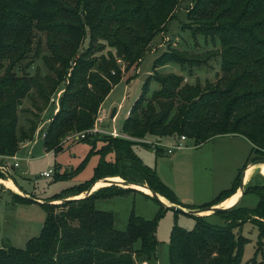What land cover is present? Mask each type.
<instances>
[{"label":"trees","instance_id":"obj_1","mask_svg":"<svg viewBox=\"0 0 264 264\" xmlns=\"http://www.w3.org/2000/svg\"><path fill=\"white\" fill-rule=\"evenodd\" d=\"M61 1L0 0V155H14L20 143L31 140L36 130V124L32 123L30 133L24 130L17 133L18 110L23 100L29 98L32 108L41 112L50 93L62 83L58 108L43 136L45 151L60 152L65 136L89 130L103 100L122 80L120 63H124L125 71L137 66L152 37L164 30L173 18L177 2L77 0L80 7L71 9ZM193 16L199 23L193 28L187 27L192 36L203 35L220 45L222 74L214 85L207 83L202 87L199 83L184 82L182 75L156 72L157 67L167 62L184 67L188 63L204 62L214 53L192 55L175 49L165 51L155 61L152 73L124 121L121 133L127 137L105 134L104 144L96 149L97 141L85 139L97 133H86L83 140L91 142L93 147L76 170L84 166L90 153L98 154L92 176L45 202H37L46 212L39 236L30 238L24 248L2 245L0 264H157L156 226L160 211L152 219L132 211L126 229L120 231L114 228L110 212L94 206L98 197L141 191L111 184L80 198L51 203L79 195L105 177H120L144 184L178 204L173 191L155 170L134 154L132 146L136 142L129 137L150 134L160 138L179 134L200 145L214 136L231 134L241 135L250 142L249 155L231 186L199 206H184L189 209L215 206L230 197L239 188L243 170L253 161L264 159V0H194L187 19ZM87 28L89 45L77 55ZM34 30L45 34L48 55L43 56V61L48 73L17 75L15 67L33 49ZM98 40H105L107 44H98ZM106 45L114 48L116 54L97 53ZM40 46L38 39L37 53ZM152 81L158 88L150 92ZM109 154H113L110 159ZM68 175L58 174L56 179ZM247 191L258 196L255 208L236 204L230 210L212 213L221 215L224 226L208 222L211 214L190 215L195 221L191 230L174 225L168 244L169 264H241L245 239L235 236L232 228L241 227L249 215L257 218L251 221L258 230L257 248L262 251L264 184L245 186L243 195ZM145 196L154 199L148 194ZM13 198L20 203L35 202L15 193ZM246 264H264V259L258 260L255 255Z\"/></svg>","mask_w":264,"mask_h":264},{"label":"rangeland","instance_id":"obj_2","mask_svg":"<svg viewBox=\"0 0 264 264\" xmlns=\"http://www.w3.org/2000/svg\"><path fill=\"white\" fill-rule=\"evenodd\" d=\"M61 4L71 9L80 7L77 6V0H62ZM193 5L194 0H177L173 18L167 22L164 30L157 32L152 37L148 48L141 54L137 66L133 65L125 71L124 63H120L123 80L116 84L103 100L101 108L107 117L99 127L105 126L106 130L114 128L119 132L122 131L124 121L133 103L140 95L147 77L152 73L155 61L167 50L175 49L192 55H196L194 53L202 55L206 51L214 54L206 58L204 62L188 63L184 67L176 62L164 63L156 68V72L160 75L167 73L182 75L184 82L199 83L202 87L207 83L214 85L221 76L219 43L205 38L203 35L193 37L191 29L187 28H193L199 23L195 16L192 19H187V13ZM38 39L41 41V46L37 53L35 44ZM33 41L34 46L31 52L14 69L17 75L39 73L40 76H44L48 73L43 61V56L48 55L45 47V34L34 30ZM96 43L107 44L105 40H98ZM88 45L89 29L87 28L86 36L76 54H80ZM108 52L116 54L114 48L107 45L104 50L97 53L107 54ZM198 57L202 58L203 56ZM70 69H68L66 77L69 76ZM131 76L132 78L127 80ZM63 86L64 83L50 93L48 100L42 105L46 106L41 112L32 108L29 98L24 99L19 107L17 133L19 134L23 130L30 133V124L32 123L39 127H36L30 144L19 145L16 156L19 160L21 159L20 166L12 167L13 161H9L10 172L19 186V188L16 187L18 191L7 185L8 175L0 172V247L11 245L24 248L30 238L39 236L45 220L46 212L41 204L15 202L14 193L21 196L27 195L34 199L40 197L39 199L45 202L50 196L68 191L89 179L97 164V156L90 153L84 166L76 170L93 147L92 143L88 141L92 139L102 145L104 144L102 139L106 137L105 133L91 135L85 139L88 141L77 138L78 133H71L61 140L62 151L46 153L43 148V133L53 118L56 108L54 104L50 103V98L57 97L58 93L60 96ZM155 88H158V85L152 81L150 92ZM150 92L147 94V98H149ZM113 108H116V114L111 119L109 116ZM178 136L180 135L163 136L159 138V142H156V136L150 134L142 138L129 137V139L136 142L132 146L134 154L141 158L144 164L155 170L160 180L173 191L177 205H183L182 207L199 206L210 200L212 197H209L208 189L216 183L227 182L226 184H229L230 177L237 175L251 149V145L244 137L223 135L218 138H210L200 145H196L193 139L187 138L186 147L169 153L167 150L175 144ZM153 142H156L157 145H154ZM48 169L53 170L50 177L45 178L40 175V172ZM64 173L69 175L59 176L56 179L58 174L63 175ZM250 184H264V176L260 173L259 168L249 172L245 186ZM139 191L144 190L140 189ZM167 200L169 201V199ZM60 202L61 200L51 201L55 204ZM257 204L258 196L252 191H247L239 206L252 209ZM94 206L98 210L110 212L113 215L114 228L120 231L126 229L132 211L135 215L145 219H152L160 211L162 214L158 218L156 226L157 264H169L168 244L172 227L177 225L191 230L195 224L192 216L162 207L155 199L138 191H129L110 197H98L94 200ZM247 217L249 220L241 227L232 228L235 236L240 235L245 239L242 245L241 264H246L255 255L258 260L262 257L264 259V245L262 251L258 250V230L251 221L255 217L252 215ZM255 219L257 220V218ZM261 220L264 225V219ZM207 221L218 226L225 225L220 214L209 215Z\"/></svg>","mask_w":264,"mask_h":264},{"label":"water","instance_id":"obj_3","mask_svg":"<svg viewBox=\"0 0 264 264\" xmlns=\"http://www.w3.org/2000/svg\"><path fill=\"white\" fill-rule=\"evenodd\" d=\"M115 114H116V108H113L112 111H111V113H110V118L113 119L114 116H115ZM260 164H264V159L255 160L252 163H250L249 165L251 166V165H260ZM245 170H243V172L241 174V178H240V185H239L240 195H239L238 199L232 205H230L228 207L227 206H211V207H207V208L188 209V208H184L182 206H179L177 204H173V203L169 202L168 200H167L168 201L167 202L164 198H162V196L160 194L152 191L150 188H148L144 184L141 185V184L135 183V182H128V181L123 180L122 178H121V181H116V180L110 179V177H105L103 179H100L99 181H101V180L108 181V182H110V185L111 184H116V185H120V186H124V187H132V185L144 186V187H147L150 190L149 195L151 197H154V199H156L157 201H159L162 205H164L168 209H171V210H174V211H177V212H181V213H184L186 215H209V214H212V213H215V212L230 210L236 204H238V202L240 201V199H241V197L243 195V191L245 189V179H244V177H245ZM7 175H8V178L11 179L12 182L16 185V187L19 188V186L16 184L14 178L12 177V174H11L10 171L7 172ZM93 186L89 189V191H88V193L86 195H89V194L93 193L95 190H97V188H96L93 191H91V189L93 188ZM132 188H134V187H132ZM86 195H84V196H86ZM24 196L27 197V198H29V199H31V200H33V201H35V202H39V203H42L43 202V201H37L36 199H34L32 197H29L27 195H24ZM80 197H83V196H79V197H67L65 199H62L61 201H63V200H70V199H74V198H80ZM203 212H207V213L201 214Z\"/></svg>","mask_w":264,"mask_h":264},{"label":"built area","instance_id":"obj_4","mask_svg":"<svg viewBox=\"0 0 264 264\" xmlns=\"http://www.w3.org/2000/svg\"><path fill=\"white\" fill-rule=\"evenodd\" d=\"M58 100H59V93L57 97L50 98V103L54 104L56 107L58 106ZM105 118V112L103 110H98V113L96 115L95 121L93 126L87 130L86 132H81L77 134V138H84L86 133L89 134H95V133H105L108 135H111L112 137H127L125 134L117 131L116 129L106 130L105 128L99 127L100 124H102L103 120ZM45 132L43 133L44 136ZM187 140V137L185 135L178 136L175 144L171 146L167 151L169 153H172L174 150L181 149L186 147L185 141ZM30 141V140H26ZM144 142H149L147 140H143ZM159 142L160 140H156V142ZM156 142H153L154 145H157ZM22 143V142H21ZM13 159L12 167H18L19 166V159L14 155L12 156H3L0 155V172L7 175L8 171H11L9 160ZM53 173L52 169L45 170L40 173L41 176L48 178Z\"/></svg>","mask_w":264,"mask_h":264},{"label":"crops","instance_id":"obj_5","mask_svg":"<svg viewBox=\"0 0 264 264\" xmlns=\"http://www.w3.org/2000/svg\"><path fill=\"white\" fill-rule=\"evenodd\" d=\"M123 80V79H122ZM102 104H101V106H100V110H103L102 108ZM57 108H58V106L55 108V111L57 110ZM106 113H105V118H104V120L106 119ZM110 117V116H109ZM40 119H41V117H40ZM104 120H103V122H104ZM102 122V123H103ZM39 127V126H38ZM37 127V128H38ZM36 128V129H37ZM102 128H105L106 129V127L104 126V127H102ZM220 136H223V135H218V136H214V137H212V138H215V137H220ZM226 136H236V135H231V134H226ZM241 136V135H240ZM243 137V136H242ZM245 138V137H244ZM246 139V138H245ZM156 140H160L159 138H157ZM247 140V139H246ZM248 141V140H247ZM32 142V140H30V141H23L22 143H20V144H24V145H28V144H30ZM249 142V141H248ZM249 144H250V142H249ZM100 145L101 144H99V142H97L96 143V149L97 148H99L100 147ZM251 145V144H250ZM43 148H44V146H43ZM45 150V149H44ZM49 152H52V151H49ZM49 152H47L46 151V153H49ZM96 156H97V158L99 159V155L98 154H95ZM15 156H16V153H15ZM112 156H113V154H109L108 155V158L110 159V158H112ZM17 157V156H16ZM248 157V156H247ZM247 157H246V159H247ZM98 159H97V162H98ZM246 159H245V161H246ZM13 161V159H10L9 161ZM21 160V159H20ZM20 160H19V162H20ZM245 163V162H244ZM243 163V164H244ZM19 166H20V163H19ZM18 166V167H19ZM254 165H251V166H249L248 167V169L246 170V172H245V177H244V179H245V184H246V181H247V179H248V171H249V169L250 168H252ZM256 169V168H255ZM45 171V170H44ZM43 172V171H42ZM41 173V172H40ZM234 178H235V176H231L230 177V180H229V184H226L227 182H225L224 184H218V183H216L215 185H213L210 189H208V195H210L209 197H212V198H214L221 190H223V189H226V188H229L230 186H231V184H232V181L234 180ZM15 180V179H14ZM8 181H12L11 179H9L8 178V180L6 181V183L8 182ZM16 182V181H15ZM13 183V182H12ZM7 185H8V183H7ZM101 185H103V183L101 184ZM106 185V184H105ZM105 185H103V186H105ZM9 186V185H8ZM11 188V187H10ZM96 188H98V187H96V186H93V188L91 189V191H93L94 189H96ZM18 191V190H17ZM88 191L89 190H87V191H84V192H82L81 194H79V195H74V196H69V197H79V196H84V195H86L87 193H88ZM239 191V192H238ZM141 193H145V194H148L149 195V193H146V192H144V191H141ZM237 195V198L239 197V195H240V190H239V188L237 189V191L234 193V194H232L230 197H228V198H226L225 200H223L222 202H220V203H218V204H216L215 206H223L224 204H225V202L226 201H232L233 199H234V197ZM41 197H44V196H42L41 195ZM46 197V196H45ZM242 197H243V195H242ZM242 197H241V199H242ZM40 198V197H39ZM36 199V200H40V199ZM162 198H164L166 201H167V199L165 198V197H163L162 196ZM211 198V199H212ZM232 198V199H231ZM210 199V200H211ZM241 199H240V201H241ZM41 201V200H40ZM59 201V200H58ZM209 201V200H208ZM240 201L238 202V204L240 203ZM168 202V201H167ZM205 202H207V201H205ZM204 202V203H205ZM233 202V201H232ZM231 202V203H232ZM37 203V202H36ZM201 205V204H200ZM206 213V212H205Z\"/></svg>","mask_w":264,"mask_h":264},{"label":"bare ground","instance_id":"obj_6","mask_svg":"<svg viewBox=\"0 0 264 264\" xmlns=\"http://www.w3.org/2000/svg\"><path fill=\"white\" fill-rule=\"evenodd\" d=\"M255 168H259L260 169V173L264 176V164H260V165H254L252 168H250L249 169V171H248V174L247 175H249V172L250 171H252L253 169H255ZM247 169H248V167H247ZM246 169V170H247ZM246 170H245V172H246ZM113 179V180H116V181H121V178L120 177H110V179ZM246 179V178H245ZM8 183V185H9V187H11L13 190H15V191H17L18 189L16 188V185L14 184V183H12V181H8L7 182ZM103 183V185H107V184H110V182H108V181H103V180H101V181H99V183H97V185H96V187H101V186H103V185H101ZM132 187H134V188H136V189H138V190H140V189H142V190H144V191H146L147 193H150V190L147 188V187H144V186H138V185H132ZM232 199V198H231ZM238 198H237V195L234 197V199L232 200V201H226L225 202V204L223 205V206H230V205H232L236 200H237ZM232 202V203H231ZM205 212H203V213H201V214H204ZM207 213V212H206Z\"/></svg>","mask_w":264,"mask_h":264}]
</instances>
